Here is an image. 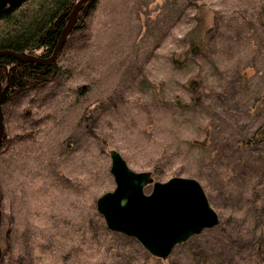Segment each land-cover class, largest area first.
<instances>
[{
  "label": "rangeland",
  "instance_id": "374dc122",
  "mask_svg": "<svg viewBox=\"0 0 264 264\" xmlns=\"http://www.w3.org/2000/svg\"><path fill=\"white\" fill-rule=\"evenodd\" d=\"M47 7L24 1L0 20V36L26 33ZM201 14L205 40L193 53L186 35ZM83 24L56 60L60 72L3 105L1 264H262L249 240L264 235V217L258 226L242 202L264 151L234 144L262 119L264 0H97ZM112 149L158 180L197 177L219 224L167 257L110 229L97 198L116 186Z\"/></svg>",
  "mask_w": 264,
  "mask_h": 264
},
{
  "label": "water",
  "instance_id": "95a60500",
  "mask_svg": "<svg viewBox=\"0 0 264 264\" xmlns=\"http://www.w3.org/2000/svg\"><path fill=\"white\" fill-rule=\"evenodd\" d=\"M24 1L26 0H0V8L7 5L19 7ZM92 1L78 0L75 3L50 55L1 48L0 56L12 55L24 61L54 63L74 30L84 4L88 2L89 5ZM8 86L9 82L4 86L0 76V147L5 136L3 97ZM110 154V170L116 186L97 198V209L110 229L137 237L151 253L167 257L178 243L219 224V212L197 177L174 175L167 180H158L151 170L132 168L119 150L112 149ZM149 184L153 186L148 192L146 186ZM2 255L0 241V264Z\"/></svg>",
  "mask_w": 264,
  "mask_h": 264
},
{
  "label": "trees",
  "instance_id": "16d2710c",
  "mask_svg": "<svg viewBox=\"0 0 264 264\" xmlns=\"http://www.w3.org/2000/svg\"><path fill=\"white\" fill-rule=\"evenodd\" d=\"M45 1L49 4V7H47V11L40 17L42 22L39 23V21H37V24L32 29L29 27V30L26 33L17 32L13 35V31L11 30L8 32L10 34L8 37L0 36V49L9 48L17 51L25 50L27 52L44 56H48L53 52L57 40L61 35L63 28L66 26L70 13L78 0ZM96 3L97 0H93L89 5L88 2L84 4L74 26V30L77 27H82V25H84L83 16L88 14L89 10L96 6ZM17 9L18 7L8 5L0 8V20L11 21L13 16L16 14ZM198 17V24L186 35L189 44L188 50L193 53H197L202 50L206 35L205 29L207 27V22L205 15L201 14ZM0 63L2 64L0 66L2 83L5 86L9 82V86L4 93L3 105L7 103L15 93L40 81L48 79L54 74H58L60 72V67H58L57 61L52 64H43L34 61H24L12 55H1ZM188 84L195 94L194 99L196 101L198 100L196 103L202 104L201 98L198 94L200 78L192 77L189 79ZM180 103H182V101H180ZM182 104L184 107L189 105L187 103ZM254 110L262 117V119L250 136L236 140L234 144L235 150L250 148L254 145H258L262 147V150L264 151V95L259 96L254 104ZM208 130H210L209 127ZM207 138L212 139L213 136L208 135ZM261 157L262 158L260 160H254L257 162V167L252 170L244 195L245 200L242 202L243 204L245 203L248 205V212L254 216L256 224L259 222L258 226H260V223L263 224L258 221L260 216L264 217V156ZM215 164L214 172H217L220 163ZM47 187L48 186L45 188ZM225 194L228 195V198H236V200L240 199L235 196L233 192ZM233 219L234 214L232 215L231 221ZM262 227H264V225ZM249 241H252V248L257 246L260 263L264 264V262L261 261L264 259V235H260V239L259 237H253V239Z\"/></svg>",
  "mask_w": 264,
  "mask_h": 264
}]
</instances>
